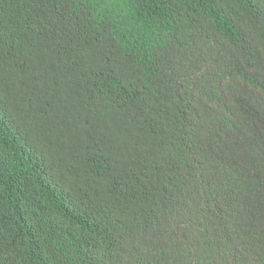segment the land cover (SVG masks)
<instances>
[{
  "label": "trees",
  "instance_id": "obj_1",
  "mask_svg": "<svg viewBox=\"0 0 264 264\" xmlns=\"http://www.w3.org/2000/svg\"><path fill=\"white\" fill-rule=\"evenodd\" d=\"M0 264H264V0H0Z\"/></svg>",
  "mask_w": 264,
  "mask_h": 264
}]
</instances>
